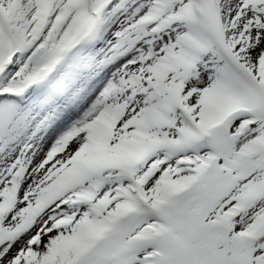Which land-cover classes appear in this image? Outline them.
Returning <instances> with one entry per match:
<instances>
[{
	"label": "snow or ice",
	"instance_id": "1",
	"mask_svg": "<svg viewBox=\"0 0 264 264\" xmlns=\"http://www.w3.org/2000/svg\"><path fill=\"white\" fill-rule=\"evenodd\" d=\"M0 264H264V0H0Z\"/></svg>",
	"mask_w": 264,
	"mask_h": 264
}]
</instances>
